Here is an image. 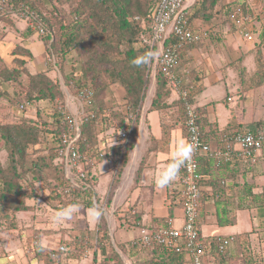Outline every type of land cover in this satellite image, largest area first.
<instances>
[{
    "label": "crops",
    "instance_id": "crops-1",
    "mask_svg": "<svg viewBox=\"0 0 264 264\" xmlns=\"http://www.w3.org/2000/svg\"><path fill=\"white\" fill-rule=\"evenodd\" d=\"M238 1L249 7L254 18L249 24L254 42L247 41L242 29L228 19L227 7ZM196 2L187 0L190 12ZM192 28L208 35L183 48L179 72L188 75L187 84L195 85L190 101L202 118L205 140L218 151L223 148V134L256 132L264 122V83L257 85L252 79L247 84L242 78L246 74L249 81L258 74L257 56L261 49L264 54V0H217L207 19H193ZM33 34L27 29L24 40L28 42L27 37ZM28 44L25 47L31 50L32 62L34 54ZM44 64L43 59L29 64L32 74L44 71ZM155 95L156 78L150 79L148 93L140 104L136 139L125 165L114 147L109 149L113 155L99 160L93 168L86 166L91 171L88 176L91 188L84 203H78L79 209H84L79 220L83 228L97 241L107 228L125 264H140L151 258L150 252H137L132 247L140 238V228L163 224L168 218L181 226L184 218L180 195L184 165L176 179L163 188L155 183L154 177L171 163L179 144H188L185 108L178 94L168 89L166 106L152 110ZM117 144L119 139L110 134L107 146ZM107 146L101 144L100 149L106 150ZM236 149L239 151V146ZM237 154L231 162L205 154L198 159L203 175L198 228L207 241L233 236L235 242L229 253L235 258L244 238L250 240L253 252L260 254L264 237V164L259 160L245 163ZM258 155L264 156V150ZM221 217L235 223L222 226ZM86 232L81 236L88 235ZM120 244L133 251L124 253ZM95 252L100 257L107 254L105 248L96 247ZM85 255L83 259H75L74 264L85 260L95 264L94 255ZM181 262L184 264L182 258ZM205 262L212 264L209 257ZM232 264L242 261L235 259Z\"/></svg>",
    "mask_w": 264,
    "mask_h": 264
},
{
    "label": "rangeland",
    "instance_id": "rangeland-1",
    "mask_svg": "<svg viewBox=\"0 0 264 264\" xmlns=\"http://www.w3.org/2000/svg\"><path fill=\"white\" fill-rule=\"evenodd\" d=\"M82 1L54 0V2H50L49 0H33V4L35 5L33 7L39 10L40 13L45 14L46 19L50 20L51 28L58 31V35L56 33L52 35L54 38L52 43L56 38V42L53 43L54 50H48L44 39L35 32V34L27 37L28 42L24 40L23 33L29 27L26 21L23 24L20 21L14 22L10 19V21H6V18H0V39H4V41H0V72L6 68L7 64H10L13 68L19 64L11 54L12 49L19 48V46L25 47L29 43L28 46L34 54L32 62L29 60L25 66L24 61L20 62L19 68H23L22 73L19 75L18 80L11 81L8 84L5 97L0 99V124L16 125L24 122V119L27 121L31 118L35 122H40L39 141L36 146H32L28 150L26 164L24 165L26 175L21 181L31 195L28 200L30 210L16 214V211L9 209L10 217L5 220L0 215V264H9V262L10 264H49L48 256L43 255L42 258H36L35 248L38 246L37 244H41L42 248H45L46 253L51 251L52 248H56L60 242L63 244L64 242H72L71 246L68 245L69 248H79L84 251V254L92 255H94L96 247H101L98 246L99 241L96 240L97 238L90 235L83 228V223L79 221L81 220L80 218H83L80 217L83 207L81 209L78 208L71 215V218L54 219L55 213L72 205L73 202H76L77 197L83 198V196L77 195L81 190L70 194L65 193L66 184H60L58 177L62 163H60V168L53 163L54 153L51 149V141H48L49 137L46 129L51 125L48 122L49 115L55 114L61 106H66L67 104L74 106L77 104L71 99L77 96L76 92L79 90L77 83L83 81L82 78L85 79L89 88L96 90L94 84L96 85L97 82L95 81L94 83L91 81L92 79L88 78L89 75L102 76V83L100 85H106L104 92H101L102 94L96 97L98 99V105L101 103L99 100L105 102V109L111 108V113L114 118L118 116L119 111L121 114L124 113L127 116L129 105L127 104L125 89L119 80H114L105 71L106 69H110L117 61L116 65L121 66V62L119 61L124 58L125 52L129 49V45L126 43L127 41H120V36L116 34L113 26L106 23H99L94 18H88L86 16L88 22L83 23L86 25L84 28L85 31L83 32V29L75 31L78 34L76 37L81 42L83 41L85 46L83 45V48L81 46L72 48L69 51V55L60 51L64 39L60 34L63 31H71L74 22H84L83 17L75 16L73 13L74 9H77L82 4ZM143 2L145 5L146 0H141V3ZM62 26L63 28H61ZM104 45L108 46L106 47ZM16 51L20 53L19 49ZM49 56L54 57V59L48 61ZM29 58L30 54L26 55L24 60L27 61ZM41 59L45 63V69L42 71L43 74H51L50 78L56 82L60 95L56 101L40 102L39 104L36 102L30 103L28 101V88L32 68L29 64L33 65L36 61H41ZM102 59L105 60L102 61ZM94 65L97 70L90 74L91 67ZM109 66L110 68H108ZM158 71L157 68L150 70L148 74L151 80L154 81L157 78ZM115 85L118 86L116 87ZM113 87H115V90H112ZM148 87L146 94L148 93ZM27 107L29 108L27 109ZM52 120L54 121L53 118ZM3 144V141L0 140L1 147H3ZM0 160L2 164L8 162L6 150L0 151ZM35 176H39V178L37 179ZM61 181H64L63 178ZM0 183L2 186L3 183L1 181ZM59 194L61 195L60 197L58 196ZM3 207L4 205L0 204V209H7ZM84 232L88 235L81 236L85 234ZM259 232L261 233V231ZM107 240L108 242L106 244L112 250L113 248L116 250L112 239L108 237ZM253 243H255V240H253ZM108 248L107 246L105 250L107 253H110L112 250ZM262 251H264V241L261 243L260 252ZM108 255L112 256V253ZM74 258L76 257L70 255L63 256L59 262L51 264H74L76 261ZM85 259H87L86 255ZM81 264H91V260H85V263Z\"/></svg>",
    "mask_w": 264,
    "mask_h": 264
},
{
    "label": "trees",
    "instance_id": "trees-1",
    "mask_svg": "<svg viewBox=\"0 0 264 264\" xmlns=\"http://www.w3.org/2000/svg\"><path fill=\"white\" fill-rule=\"evenodd\" d=\"M11 3L16 4H25L29 6L33 11H35L46 27L50 29L52 35L56 33L58 35V31L51 28L50 20L46 19L45 14L39 12V10L35 9L33 6V0H9ZM45 1V0H44ZM50 2H54V0H49ZM160 0H146L145 5L144 2L141 3V0H83L82 4L78 6L77 9H74L75 16H80L84 18V22L76 21L73 24V29L71 31H63L62 38L63 43L61 44V52L67 53L69 55V51L76 46H85V43L80 41L76 36L78 34L75 31H80L83 29L85 31L86 25L83 23L88 22V18L92 17L97 20L99 23H106L110 26H113L116 30V34L120 36V41H127L129 45V49L125 52L124 58H122L119 62H121V66L114 65L108 67L110 69H106L111 78L114 80H119L123 85L127 104L129 107L133 108L134 114L136 118L139 120L140 117V104L143 102L146 96V89L150 83V75L148 74V60L150 57V47L142 42V35L147 34L150 30V26L152 24V17L155 5L158 4ZM47 3V1H46ZM217 3V0H197L193 8L190 12V23L192 24L193 19L195 18H203L207 19L209 15V11L212 10ZM241 6L244 10L245 14L252 15L249 7L243 2H237L231 6H228V19H230V15L232 12V8H236ZM89 12V13H88ZM62 13V12H61ZM86 16L88 18H86ZM138 17V19H136ZM102 20V21H101ZM231 20V19H230ZM6 21H10L7 19ZM87 21V22H86ZM48 22V23H47ZM64 24V22H63ZM235 24V23H234ZM63 28V26L61 27ZM70 30V29H69ZM92 32L91 29H89ZM52 35L47 34L42 37L46 42V47L48 50H54L53 43L56 42V38L52 43ZM91 35H93L91 33ZM55 37V36H54ZM175 42L172 39L171 43ZM96 43H98L96 41ZM107 44V43H104ZM108 46V45H104ZM192 46V45H191ZM263 47V46H262ZM19 49L20 53L16 50ZM12 56H14V60H17L19 64L15 66V68L11 67L10 64L6 65V68L0 72V99L5 97V93L8 88V84L11 81L18 80L19 75L22 73L23 68H19L20 62L24 61V66L27 64L29 60H32V53L30 49L26 47H21L11 50ZM30 54V58L26 61L24 57ZM20 60V61H19ZM105 59H102L104 61ZM142 61L137 64L134 61ZM108 65V64H107ZM116 65V66H115ZM115 66V67H114ZM257 69L258 74L254 77H251L249 81L247 80L246 74L242 75V78L245 83L252 82L250 80H255L258 84L264 83V54L262 49L259 51L257 56ZM96 66H92L90 70V74L96 71ZM158 75L156 78V95L153 101L152 110H159L166 106L164 104L165 98L168 96V87L167 81L161 72L158 69ZM51 74L43 72L30 74L29 76V90H28V101L30 103L36 102L37 104L48 102V101H56L59 97L60 92L59 88L50 78ZM91 81L97 84H94L95 89L89 88L87 86V82L84 78L83 81H79L77 83L78 93L83 89H90L94 93V105L88 107L86 110L87 116L84 118V122L81 125V137L76 143V147L86 158H90L92 156L97 155L100 150V145L103 144L106 146L109 144V136H119L122 131H124L125 118L124 113L121 114L119 111L118 116L114 118L111 113V108L105 109V102L99 100L101 103L98 105V99L104 92L106 85H100L102 83V76H90ZM96 78V79H95ZM120 84V85H121ZM121 85V86H122ZM102 104V105H101ZM29 107H27L28 109ZM40 108V107H39ZM26 109V110H27ZM185 111V109H184ZM123 115V118H122ZM50 118L48 122L51 124L47 129L48 141H51V149L53 150V163L60 168L61 164L58 161V151L63 146L61 140V134L64 132H69L68 126L64 123V119L59 113V111L55 112L53 115H49ZM54 119V121L52 120ZM39 124L40 122H35L34 119L25 120L24 122L16 125L12 124H0V140L3 141V147L0 146L1 150H6L8 154V162L6 164H2L0 160V181L3 183L1 186L0 183V204L4 205L3 208L0 209V215L3 220L8 219L10 217V210L13 209L16 211V214L20 212H25L30 210V205L28 204V200L30 198V194L26 190V188L22 184V179L26 175L24 172V165L26 164V156L28 150L32 146H36L39 141ZM199 124L202 127V118L199 117ZM138 126H134L132 131L131 139L128 141L126 150L122 153L119 151L120 146H116L117 154L120 159L122 165H125L128 153L133 148L134 142L136 139ZM74 134H71L73 137ZM114 147H112L113 150ZM262 150H264V144L262 145ZM62 167L60 168V175L58 180H60V184H66V180H64L62 171ZM182 175V174H181ZM37 179L39 176H35ZM63 178V182L61 181ZM65 186V187H66ZM84 192V193H83ZM90 192V191H89ZM86 191H80L77 195L83 196L86 198ZM33 194V193H32ZM61 196L60 194L58 195ZM83 198H78L73 202L72 205H78V203H84ZM83 199V200H82ZM82 201V202H81ZM182 201V199H181ZM183 205V203H182ZM92 207V203L90 204ZM6 223V222H4ZM235 223V220L230 221L229 219H225L221 217L219 224L222 226L232 225ZM16 227V225H14ZM103 229V228H102ZM111 238L109 235V231L104 229V236L100 239L98 246L99 248L111 249V247L106 244L108 242L107 238ZM264 241V238H263ZM63 244V243H62ZM36 250V258H42L43 255L48 256V263L59 262L63 256H72L76 257L74 259H83L84 251L79 248H69L68 245H72L71 243L64 242L69 249L67 253L60 254L57 259H53L50 255V251L46 253L45 248H42L41 244H37ZM132 247L136 249L137 252H150L151 258L149 260L141 261L140 264H182L181 256L176 254L174 251L168 250L167 248H163L160 246L148 247L144 245L140 239L136 240ZM120 249L124 253L132 252L133 250L127 249V246L124 244H120ZM238 254L237 257L230 255L228 251L226 253H220L217 250V247L213 244L210 252H208V257L212 264H232V261L235 259H240L242 264H264V251L260 254L253 252L251 247L250 240L247 238L241 241V244L238 245ZM71 250V251H70ZM112 250V249H111ZM110 250V251H111ZM71 252V254H70ZM46 253V254H45ZM73 253V254H72ZM112 253L111 255H108ZM108 252L105 257H100L98 252H94L93 261L95 264H125L123 258L120 253L113 248L111 252ZM99 258V259H98ZM103 258V259H102Z\"/></svg>",
    "mask_w": 264,
    "mask_h": 264
},
{
    "label": "built area",
    "instance_id": "built-area-1",
    "mask_svg": "<svg viewBox=\"0 0 264 264\" xmlns=\"http://www.w3.org/2000/svg\"><path fill=\"white\" fill-rule=\"evenodd\" d=\"M0 16L17 21H26L28 26L39 35L45 36L50 31L40 16L25 4H12L9 0H0ZM138 19V17L136 18ZM238 27L242 29L247 41L254 42L255 36L249 29L254 21L252 15L245 14L241 6L234 8L230 15ZM207 33L196 32L190 23V10L187 0H160L155 5L152 24L149 32L142 35V42L150 47V63L152 69L159 68L163 73L167 87L177 93L184 104L187 127V143L194 146L190 161H186L181 178V199L183 203L184 218L181 226L175 224V219L168 218L163 224L150 228H140V241L148 246H160L174 251L180 255L184 264H207L213 244L220 253H226L235 242L233 236H218L211 241L200 233L198 221L201 212V181L203 175L200 170L199 158L205 154L217 160L224 159L231 162L235 153L245 163L253 164L257 160L264 164V156L258 155L264 144V122L256 132L248 130L245 133L223 134V148L215 151L205 140V135L199 124V113L191 103L194 86L188 83V75L179 72L181 53L184 47L190 46L206 37ZM172 39L175 42L171 43ZM54 57H48L52 61ZM72 98V97H71ZM78 105L76 111L67 104L61 106L59 113L64 118L69 132L62 134L63 146L59 149V161L62 163L63 178L67 182L65 193L70 194L78 190H88V171L86 165L95 166L103 158L109 157L111 151L101 150L97 155L86 158L76 147L81 137V125L87 116L86 110L94 105V93L90 89H83L71 99ZM25 107V106H22ZM137 118L132 108H128L124 131L120 133V151L126 150L132 131L136 126ZM71 134H74L71 137ZM239 146V151L236 147ZM69 251L61 242L50 251L53 259Z\"/></svg>",
    "mask_w": 264,
    "mask_h": 264
},
{
    "label": "clouds",
    "instance_id": "clouds-1",
    "mask_svg": "<svg viewBox=\"0 0 264 264\" xmlns=\"http://www.w3.org/2000/svg\"><path fill=\"white\" fill-rule=\"evenodd\" d=\"M12 4H16V3H12ZM20 4V3H19ZM19 4H16V5H19ZM190 10V9H189ZM0 18H6V19H10L14 22H17V20H13L11 18H8V17H5V16H0ZM20 22H24V21H20ZM29 30H31L30 27H28ZM49 30V29H48ZM33 31V30H31ZM34 32V31H33ZM36 33V32H35ZM37 35H39L37 33ZM50 35H52L51 31H50ZM40 37H44L42 35H39ZM46 36V35H45ZM53 38V37H52ZM50 57V56H49ZM142 61H134V63H141ZM149 63H150V57H149ZM148 69L150 72L151 67L148 65ZM159 69V68H157ZM172 91V90H171ZM191 100V99H190ZM75 106V108H74ZM72 106V111H76V107L77 105H74ZM62 116V115H61ZM64 119V118H63ZM65 133V132H64ZM63 134V133H62ZM61 134V136H62ZM112 136V135H111ZM117 138L119 139V142L121 141L120 140V136H117ZM62 140V138H61ZM104 146V145H103ZM107 146V145H106ZM116 146H120L119 144L115 145V146H112V147H116ZM112 147L110 146H107L105 147V149L107 151H109V149H112ZM120 149V148H119ZM104 150V149H103ZM193 150H194V146L191 145V144H179L176 151L173 153V156H172V161L170 164L167 165V167L163 170H161L160 172H158L154 179H155V183L163 188L165 187L166 185H168L169 183H171L172 181H174L179 173V169L185 164L186 161H190L191 159V156H192V153H193ZM101 151V149L99 150ZM98 151V152H99ZM120 151V150H119ZM112 152V151H111ZM81 153V152H80ZM93 157V156H92ZM91 158V157H90ZM89 158V159H90ZM58 161H59V157H58ZM60 162V161H59ZM86 166H90V165H86ZM85 166V169L87 170V167ZM91 168H93V166H90ZM63 170V168H62ZM91 173V171L89 172L88 171V176L89 174ZM62 175H63V171H62ZM66 188V187H65ZM81 191H90V190H81ZM77 192V191H76ZM79 208V205H69L68 207L62 209L61 211L57 212L54 214V219H65V218H71V215L76 212Z\"/></svg>",
    "mask_w": 264,
    "mask_h": 264
},
{
    "label": "bare ground",
    "instance_id": "bare-ground-1",
    "mask_svg": "<svg viewBox=\"0 0 264 264\" xmlns=\"http://www.w3.org/2000/svg\"><path fill=\"white\" fill-rule=\"evenodd\" d=\"M201 170V169H200ZM203 180V179H202ZM202 182V181H201Z\"/></svg>",
    "mask_w": 264,
    "mask_h": 264
}]
</instances>
